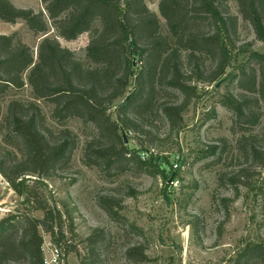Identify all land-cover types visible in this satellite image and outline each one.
<instances>
[{
	"label": "trees",
	"instance_id": "1",
	"mask_svg": "<svg viewBox=\"0 0 264 264\" xmlns=\"http://www.w3.org/2000/svg\"><path fill=\"white\" fill-rule=\"evenodd\" d=\"M41 1L44 10L35 12L17 8L11 0H0V20L10 24L22 20L36 35L45 36L53 29L66 41L87 33L90 42L86 59L90 65L85 66L62 47L57 37H44L35 57L34 50L15 34L0 35V118L2 103L11 91L28 86L33 95V101L13 99L7 104L4 123L9 138L20 146L21 159L10 163L1 159L0 173L25 198L24 204L44 213L43 219L17 213L0 220V264H45L41 229L53 235L58 247L66 243L63 256L75 252L80 264H95L92 256L83 258L66 240V219L69 232L77 236L70 212L42 201L27 185V176L44 178L68 158L72 149L66 138L58 143L48 139L38 101L54 103L56 120L80 119L96 130L97 135L86 148L89 163L111 169L125 161L162 175L166 182L174 181L177 175L163 168L169 164L167 159L150 153L142 160L140 151L149 153L148 149H128V130L140 136L150 134L145 131L147 115L158 103L162 89L181 95V102L160 106L172 127L181 124L184 112L199 94L193 82L217 83L230 66L231 50L237 47L238 19L230 12V0H161L165 36L160 19L145 0ZM234 1L257 39L264 43V0ZM201 24H206L209 32L201 31ZM204 59L214 62L208 75L203 70ZM184 61L191 68L189 72L184 70ZM248 61L254 67L242 64L228 77L237 81L244 95H230L225 104L235 116L234 127L242 133L240 142L246 159L264 171V151L256 145L264 132L248 133V128L258 126L264 117V112L254 107L255 103L264 104V53H252ZM249 173V168H242L234 176H222L221 182L232 183L238 190L240 179H248ZM244 184L257 188L264 198V182L258 187ZM112 202L103 199L101 205L110 216H118ZM131 230L138 229L131 225ZM100 239L96 230L86 242L92 247ZM127 256L136 263L148 260L141 246L130 248ZM231 264H264V242L247 243Z\"/></svg>",
	"mask_w": 264,
	"mask_h": 264
},
{
	"label": "rangeland",
	"instance_id": "2",
	"mask_svg": "<svg viewBox=\"0 0 264 264\" xmlns=\"http://www.w3.org/2000/svg\"><path fill=\"white\" fill-rule=\"evenodd\" d=\"M145 1L160 19L162 35L166 36V21L159 10L161 0ZM11 2L21 9L44 10L41 0ZM229 7L238 19L237 47L231 50V64L221 80L213 84L193 82L199 94L184 112L181 124L175 127L169 124L160 106L179 103L182 97L175 91L162 89L158 103L147 115L145 131L150 134L140 136L129 130L127 133L128 149L131 152L148 149L149 154L167 159L169 164L163 168L166 173L177 175L174 181L166 182L162 175L125 161L111 169L89 163L86 148L97 135L96 130L80 119L60 122L53 117L54 103L38 101L48 139L58 143L66 138L72 149L68 158L49 175L27 176L30 178L27 185L42 201L70 212L77 236L69 232L66 219V240L77 247L83 258L90 255L95 264H231L247 243L264 242V198L257 188L244 184L260 186L264 171L246 159L240 142L242 133L234 127L235 116L226 106L230 95L238 98L244 95L237 81L232 82L228 77L242 64L254 67L249 57L252 53L263 54L264 43L257 39L234 0L229 1ZM198 28L203 32L210 30L206 24ZM13 34L34 50L35 57L44 37H57L53 29L45 36L36 35L22 20L15 24L0 20V35ZM57 38L85 66L90 65L86 59L89 34L74 41ZM183 67L186 72L191 69L186 61ZM213 69L214 62L204 59L205 74ZM13 99L33 101L31 88L11 91L2 103L0 160L4 158L9 163L21 159L20 146L9 138L10 132L4 123L7 104ZM254 107L264 112V104L255 103ZM263 132L264 117L258 126L248 128L252 135ZM256 145L264 151V138H258ZM143 153L141 150L140 157ZM242 168H249L250 173L248 179H240L238 190L232 183L221 182L222 176H234ZM103 199L113 201L118 216L107 213L101 205ZM223 200L226 204H222ZM24 201L0 173V204L4 210L0 212V220L17 213L43 219L42 211H33ZM131 225L138 230H131ZM96 230L101 236L100 242L90 247L86 239ZM41 233L45 264H80L75 252L62 255L66 243L60 248L53 235L42 229ZM134 246L145 249L146 262L136 263L127 256V251Z\"/></svg>",
	"mask_w": 264,
	"mask_h": 264
},
{
	"label": "built area",
	"instance_id": "3",
	"mask_svg": "<svg viewBox=\"0 0 264 264\" xmlns=\"http://www.w3.org/2000/svg\"><path fill=\"white\" fill-rule=\"evenodd\" d=\"M148 155H149V153H143V155H142V160H145V159L148 157ZM178 167H179V164L176 163V164H175V168H178ZM2 211H4V210H2V208H1V204H0V212H2Z\"/></svg>",
	"mask_w": 264,
	"mask_h": 264
}]
</instances>
